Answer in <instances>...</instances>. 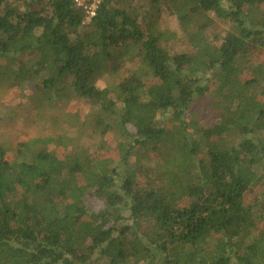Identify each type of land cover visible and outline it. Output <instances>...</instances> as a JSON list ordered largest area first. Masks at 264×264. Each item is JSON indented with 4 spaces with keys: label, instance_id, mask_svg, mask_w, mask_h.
<instances>
[{
    "label": "trees",
    "instance_id": "16d2710c",
    "mask_svg": "<svg viewBox=\"0 0 264 264\" xmlns=\"http://www.w3.org/2000/svg\"><path fill=\"white\" fill-rule=\"evenodd\" d=\"M25 54L39 94L89 103L115 149L85 132L0 147V264H264V0H103L92 17L0 0V58ZM122 58L141 67L99 87ZM207 97L211 120L192 119Z\"/></svg>",
    "mask_w": 264,
    "mask_h": 264
},
{
    "label": "rangeland",
    "instance_id": "374dc122",
    "mask_svg": "<svg viewBox=\"0 0 264 264\" xmlns=\"http://www.w3.org/2000/svg\"><path fill=\"white\" fill-rule=\"evenodd\" d=\"M157 24L161 31L168 33L170 48L177 52L186 50V41L183 39L178 21L169 10L162 9L158 14ZM33 56L25 54L10 59L0 58V147L14 152L19 144L26 140L81 138L80 135L85 132L84 135L87 137L82 140H86V143L91 141V146H94L90 148L92 151L108 156L114 153L115 148H110L114 145L111 137L103 139L100 134L92 133L93 128L88 122L91 115L89 103L64 97L59 100H47L43 94H39L36 90L37 81L27 77L28 72L34 69ZM140 67L141 62L137 58L135 60L122 58L97 72L94 80L99 87L113 86ZM17 72H22L18 79ZM23 76L26 78L23 79ZM198 103L200 108L192 111L191 118L201 120L202 123L211 120L215 114L212 98L200 99ZM97 132L100 133L99 130ZM50 144L45 146L48 147ZM51 145L52 148L49 149L59 155L70 149L61 148L62 145L56 146L59 145L57 142ZM69 145L67 143V146ZM151 157L154 158L153 155ZM257 194L251 193L250 202Z\"/></svg>",
    "mask_w": 264,
    "mask_h": 264
},
{
    "label": "built area",
    "instance_id": "2783aa9c",
    "mask_svg": "<svg viewBox=\"0 0 264 264\" xmlns=\"http://www.w3.org/2000/svg\"><path fill=\"white\" fill-rule=\"evenodd\" d=\"M103 0H76V4L79 8H82L89 17L95 15V12L99 4Z\"/></svg>",
    "mask_w": 264,
    "mask_h": 264
}]
</instances>
